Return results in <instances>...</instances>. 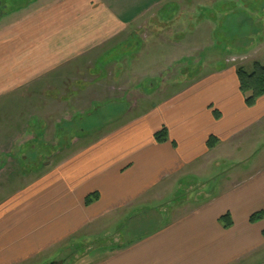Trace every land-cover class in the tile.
I'll use <instances>...</instances> for the list:
<instances>
[{
    "label": "crops",
    "instance_id": "crops-1",
    "mask_svg": "<svg viewBox=\"0 0 264 264\" xmlns=\"http://www.w3.org/2000/svg\"><path fill=\"white\" fill-rule=\"evenodd\" d=\"M125 1L45 0L29 10L19 9L16 19L0 27V95L29 87L66 61H86L87 76L100 77L113 59L128 57L126 51L137 54L147 43L154 44L159 32L150 33L146 41L144 29L164 30L170 46L187 43L181 49L187 54L179 58L180 64L206 68L213 63L206 45L218 41L216 47L220 48L221 40L206 33L202 39L190 38L198 22L194 27L185 26L187 5L196 0H166L157 14L152 9L162 0L156 4L146 0V6L131 0L127 11ZM245 2L241 9L232 7L222 15L211 12L212 16L200 17L214 27L225 16L231 26L225 40H234L238 51L232 55L261 62L264 0ZM177 13L182 15L178 21ZM175 33L180 34L178 41ZM101 60L107 61L96 62ZM173 63L169 69L177 65L175 60ZM226 67L197 71L194 76L183 72L175 79L178 87L152 101L138 118L50 166L36 182L9 196L0 205V264L27 262L60 248L65 239L77 237L87 224L90 231L111 212L130 211L135 206L141 210L151 201L155 186L173 180L177 186L179 175L188 174L187 166L199 158L205 159L215 150L224 154L237 150L245 146L247 136L264 130V95L246 105L235 67ZM79 71L83 67H77L75 73ZM161 85L166 83L157 82L156 87ZM162 126L168 138L159 143L153 133ZM210 136L216 139L211 146L207 143ZM235 141L239 146L234 148ZM240 176L218 192L209 185L192 189L188 211L177 218L172 211L166 212L161 224L123 243L117 254L87 264H264L260 257L264 254V218L254 223L248 220L264 208V167ZM95 192L98 198L85 204V198ZM226 213L230 214L229 227L219 220ZM99 233L91 230L89 236Z\"/></svg>",
    "mask_w": 264,
    "mask_h": 264
},
{
    "label": "rangeland",
    "instance_id": "rangeland-1",
    "mask_svg": "<svg viewBox=\"0 0 264 264\" xmlns=\"http://www.w3.org/2000/svg\"><path fill=\"white\" fill-rule=\"evenodd\" d=\"M44 1L0 0V27L16 19L19 9L26 7L29 10ZM138 1L142 2V6L148 4H145L146 0ZM158 1L160 0H150L154 4ZM165 1L154 5L152 13L157 14ZM201 2L196 0L191 2V6L187 5L189 9L186 16L189 21L185 26L194 27L198 22L193 34L189 35L190 38L194 35L196 39H202V35L206 33L215 40H221L220 48L216 47L218 41L215 44L207 43L206 50L212 53L213 63L206 68L180 64L179 58L187 54L181 53V49L187 43L182 41L170 46L166 43L167 34L158 27L142 31L143 40L146 41L150 33L153 35L159 32L153 45L147 43L137 54L126 51L128 57L113 59L105 74L100 77L87 76L86 61H66L29 87L22 86L0 95V205L26 185L36 182L50 166L71 158L82 147L93 143L105 133L127 125V120L138 118L150 107L152 101L160 100L161 97L163 99L178 87L175 79L183 72L194 76L197 71H214L221 67L229 68L226 66L230 65L236 67L242 64L247 69L250 68L253 62L246 60L248 57L232 55L238 53L231 42L234 40H225L231 28L227 18L219 17L212 27L200 17H207L211 12L221 14L232 7L241 9L245 0ZM132 4L131 0L125 1L123 6L126 8L123 9L127 11ZM250 5L254 4L251 2ZM112 12L120 16L113 8ZM161 13L163 14V10ZM180 16L182 15L176 14L177 21ZM178 38L180 34L175 33L174 39L178 41ZM133 47V44L129 46ZM221 49L223 52H220ZM104 55L109 56L111 53ZM219 55H222L223 61L228 65L221 61ZM261 56L258 59L264 60ZM174 60L177 65L169 69ZM104 61L107 60L96 62L100 64ZM206 62L210 63L209 60ZM261 63L264 64V61ZM92 64L93 61L91 66ZM77 67H83V71L75 73ZM160 81L166 85L157 88L156 84ZM72 140H75L74 143L69 144ZM235 142L234 148L239 146V142ZM239 149L229 150L227 154L215 150L209 157L199 158L187 166L185 171H189L188 174L179 175L180 183L177 186L175 180L155 186L151 201L143 210H138L135 206L130 211L124 209L122 212H111L106 219L91 226L95 233L101 232L96 236H89L91 230H88L87 224L77 237L65 239L60 248H52L50 252L41 253L19 264H87V261L91 263V259L97 262L101 258L117 254V244L122 245L135 235L155 228L164 217L166 219V212L172 211V217L177 218L188 211L191 208L188 197L192 189L209 185L218 192L225 189L233 178L241 177V172L253 173L263 168L264 130L247 136L245 146H240ZM37 161L41 163L40 166H35ZM148 199H143V202ZM134 213L140 215L135 216ZM260 257L264 258V254Z\"/></svg>",
    "mask_w": 264,
    "mask_h": 264
},
{
    "label": "trees",
    "instance_id": "trees-1",
    "mask_svg": "<svg viewBox=\"0 0 264 264\" xmlns=\"http://www.w3.org/2000/svg\"><path fill=\"white\" fill-rule=\"evenodd\" d=\"M235 72L237 74L239 90L241 94L244 95V101L246 105L250 106L254 104L255 100L258 97L264 95V64L255 60L253 61L249 69H247L244 65L241 64L240 66L235 67ZM153 134H154L155 140L159 143H162L168 138V133H167L165 126H162L160 130L155 131ZM73 141L75 140L70 141L69 144L74 143ZM213 141H216V139L210 136L207 142L208 145L211 146L213 144L212 143ZM40 165L41 163L37 161L35 166H40ZM96 198H98V195L96 192L89 194L85 198V204L92 203L93 201L96 200ZM263 218H264V208L259 209L256 212H253L249 216L248 220L251 223H254V222L260 221V219H263ZM219 220L222 222L223 227H229L230 225H232L229 213H226L225 215L220 217ZM261 234H263L264 236V228L261 230ZM130 240L131 239L126 240L124 244L126 242H130ZM116 246L119 247L118 249H120L121 244H117Z\"/></svg>",
    "mask_w": 264,
    "mask_h": 264
}]
</instances>
